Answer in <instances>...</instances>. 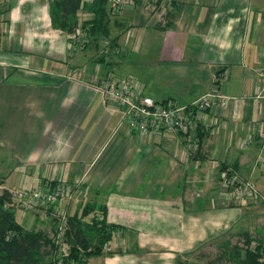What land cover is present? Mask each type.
<instances>
[{
  "label": "crops",
  "instance_id": "crops-1",
  "mask_svg": "<svg viewBox=\"0 0 264 264\" xmlns=\"http://www.w3.org/2000/svg\"><path fill=\"white\" fill-rule=\"evenodd\" d=\"M52 1L0 0V153L11 160L0 187L75 183L68 215L88 202L105 206L111 250L84 264H177L212 244L264 245V91L254 90L264 0H163L161 19L134 0L109 14L116 50L100 37L77 51L52 26ZM91 2L82 0L79 25L93 18ZM109 69L158 101L185 103L217 87L232 99L204 115L200 151L190 154L181 135H139L118 108H105L90 83ZM224 166L252 181L261 200L229 199ZM39 211L20 224L50 228L49 211Z\"/></svg>",
  "mask_w": 264,
  "mask_h": 264
},
{
  "label": "built area",
  "instance_id": "built-area-1",
  "mask_svg": "<svg viewBox=\"0 0 264 264\" xmlns=\"http://www.w3.org/2000/svg\"><path fill=\"white\" fill-rule=\"evenodd\" d=\"M107 2L110 12L114 14L135 1L107 0ZM162 2L163 0H140L146 9L150 10L153 15H158L160 19L163 15ZM67 36L70 39L68 46L72 51L80 50L90 43L89 35L80 25L75 27ZM107 54L108 52L105 51V59H107ZM258 70L254 88L256 94L264 91V68ZM90 86L101 93L105 108L112 106L118 108L122 114V119L137 134L147 135L153 131L179 134L183 138L185 149L190 154H196L200 151L201 142L197 125L203 120L204 115L215 108H224L227 102L232 99L217 87L211 88L185 103L172 99L158 101L144 95L141 87L131 76L118 75L110 69L105 71L100 78L93 80ZM257 137L259 140L257 162L264 173V124L260 125ZM220 175L229 199L240 203L259 202L261 200L262 197H260L254 183L238 176L230 166L221 168ZM77 189L78 186L75 183L44 181L37 178L32 186L8 189V192L10 205L12 203L15 208L30 211L37 207L38 209H49L50 213L57 212L58 226L54 239L57 244H61L65 232V211H58V206L76 200ZM2 190L0 187V192ZM110 250L109 241H106L104 251ZM84 261V259L72 260L70 264H84ZM57 264L62 263L58 261Z\"/></svg>",
  "mask_w": 264,
  "mask_h": 264
},
{
  "label": "trees",
  "instance_id": "trees-1",
  "mask_svg": "<svg viewBox=\"0 0 264 264\" xmlns=\"http://www.w3.org/2000/svg\"><path fill=\"white\" fill-rule=\"evenodd\" d=\"M81 4L82 0H53L50 4L52 26L72 32L79 25L76 12ZM88 7L93 18L80 26L89 35L90 43L97 44L100 37H105L110 40L109 48L114 49L116 36L111 37L110 34L107 0H92ZM197 131L201 139L202 127L197 126ZM9 203L10 194L3 189L0 192V264H57L58 261L69 264L72 260H86L102 252L104 243L110 240L115 229L113 224L106 222V207L103 205L85 203L80 205L78 211L68 215L64 207L69 203L61 204L58 211H65V232L62 243L57 244L54 237L58 222L56 227L51 225L47 230L26 228L18 223L15 208L11 205L10 208ZM50 216L52 222L57 221V212L50 213ZM250 244L246 238L242 245L219 247L218 253L203 263L181 260L179 257L176 263L264 264V245L257 243L252 250Z\"/></svg>",
  "mask_w": 264,
  "mask_h": 264
},
{
  "label": "rangeland",
  "instance_id": "rangeland-1",
  "mask_svg": "<svg viewBox=\"0 0 264 264\" xmlns=\"http://www.w3.org/2000/svg\"><path fill=\"white\" fill-rule=\"evenodd\" d=\"M107 7H108V12H109V14L110 15H113L111 12H110V10H109V6H108V2H107ZM198 97V96H197ZM198 126V125H197ZM198 132V131H197ZM10 162H11V160L9 159V157H6V155L4 156V155H2L1 153H0V171H2L3 170V172L6 170V167L10 164ZM13 189V188H12ZM89 203V202H88ZM11 205H12V203H11ZM6 207H8V206H10V203L8 204V206L7 205H5ZM80 208H81V206H79ZM10 208H11V206H10ZM12 208H15V205L13 206L12 205ZM13 210V209H12ZM42 211L44 210V211H48V210H46V209H41ZM15 218H16V220L18 219V222L20 223V222H22V216L25 214V212L26 213H31V211H35V212H37V211H39V209L37 208V207H35V208H33V209H31L30 211L29 210H27V211H24V209H22V208H15ZM40 212V211H39ZM49 213H50V211H49ZM50 220V219H49ZM56 223H57V221L56 222H51V225L53 226V227H56ZM52 231V230H51ZM256 244H252L251 245V249L253 250L254 249V246H255ZM202 252L204 253V254H206V255H204V256H202V257H197V256H199V254H200V252H195V253H193V254H191V255H189L188 256V261H192V262H199V259H201V258H203L205 261L206 260H208V259H211V258H213L214 257V255H216L217 253H218V248L215 246V245H213L212 244V246H208V247H206L204 250H202ZM86 261V260H85ZM85 261H84V263H85ZM71 262V261H70ZM70 262H69V264H70Z\"/></svg>",
  "mask_w": 264,
  "mask_h": 264
},
{
  "label": "bare ground",
  "instance_id": "bare-ground-1",
  "mask_svg": "<svg viewBox=\"0 0 264 264\" xmlns=\"http://www.w3.org/2000/svg\"><path fill=\"white\" fill-rule=\"evenodd\" d=\"M54 182H57V181H54ZM46 210H48V211H50L49 209H46ZM51 212V211H50ZM104 250V249H103Z\"/></svg>",
  "mask_w": 264,
  "mask_h": 264
}]
</instances>
